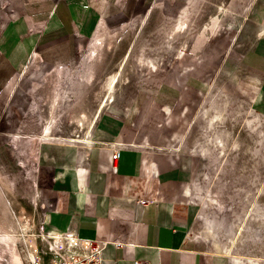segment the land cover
Masks as SVG:
<instances>
[{
    "label": "crops",
    "instance_id": "1",
    "mask_svg": "<svg viewBox=\"0 0 264 264\" xmlns=\"http://www.w3.org/2000/svg\"><path fill=\"white\" fill-rule=\"evenodd\" d=\"M236 1L241 21L234 38L239 53L231 67L234 87L247 96L243 101L264 114V0ZM164 2L0 0L3 141L15 132L29 106L31 82L53 69L68 70L65 67L74 64L96 28H109V19L124 20L122 26L133 19L127 16L146 7L140 18L144 25ZM218 8L219 14L232 17L230 7ZM184 12L171 29L173 39L191 30L192 20ZM184 43L162 62L140 63V73L120 82L80 146L55 144L58 161L40 156L44 163H53L36 197L45 230L102 242L103 264H133L136 259L149 264H264V257L215 252L211 237L197 229V206L190 190L199 157L206 155L198 146V152L190 151L184 141L213 70L209 57L195 56L199 46L188 51ZM124 85L133 90L119 105L115 101ZM211 87L215 83L205 96ZM113 146H120L115 160Z\"/></svg>",
    "mask_w": 264,
    "mask_h": 264
},
{
    "label": "rangeland",
    "instance_id": "2",
    "mask_svg": "<svg viewBox=\"0 0 264 264\" xmlns=\"http://www.w3.org/2000/svg\"><path fill=\"white\" fill-rule=\"evenodd\" d=\"M205 1L200 4V0H165L144 25V19L140 18L146 7L127 16L126 19H133L122 26L124 20L109 19V28H96L74 64L65 67L68 70L53 69L38 82H31L30 103L17 129L5 141L0 137V232L5 230L16 241L22 263L27 264L25 260L30 255L36 259L43 256L46 260L44 252H49L51 245L36 197L40 184L49 176L45 170L53 163H44L40 156H51L53 161H58L55 144H67L74 149L80 146L74 140L84 139L85 127L101 99L104 103L108 96L106 81L123 56L125 63L120 71V82L137 75L152 61L162 62L167 56L172 57L188 35L192 38L185 40L188 51H193L191 47L199 46L206 38L204 44L196 48L199 54L195 56L203 54L212 62L213 74L205 93L211 83L216 85L206 96L204 93L185 133V147L194 152H198L196 146L203 147L204 150H200L206 155L199 157L191 186L193 195L190 196L197 206L195 223L197 228L211 226L217 230L219 238L225 239L233 234L235 224L243 222L245 229L252 232L247 231L242 242L248 243L234 248V252L254 255L252 258L264 257V235L259 241L261 231L256 228L260 218L264 221V114L243 101L247 96L235 89L231 71L239 54L234 48V38L237 23L241 21V13H238L241 6L236 0ZM218 7H230L232 17L225 12L219 14ZM183 10L192 20L191 30L186 37L178 35L173 39L171 29L183 16ZM216 15L220 22L213 25L212 18ZM94 37L99 38L101 44H97V54L90 59L87 54ZM138 59L146 64L141 67ZM132 90L124 85L123 95L115 103L124 105ZM46 127L51 129L50 139L36 141ZM41 141L52 145L41 144ZM205 196L213 197L223 211L201 204L199 197ZM203 202L206 204L207 200ZM251 238L256 241V248L247 245ZM9 257L0 241V264L11 262Z\"/></svg>",
    "mask_w": 264,
    "mask_h": 264
},
{
    "label": "bare ground",
    "instance_id": "3",
    "mask_svg": "<svg viewBox=\"0 0 264 264\" xmlns=\"http://www.w3.org/2000/svg\"><path fill=\"white\" fill-rule=\"evenodd\" d=\"M182 26H183V24H182ZM97 44H101V41L99 40V38L94 37L93 38V42H92V48L90 49V52L88 51L87 58L92 57L90 59H93V57L96 56L97 50H98ZM124 60H125V56L122 57V60L120 61L119 65H118V67L116 69V71H114L112 73V75H110L108 77V79L106 81V92H105V93H108V96L106 97L104 103H103V98L101 99V101H100V103L98 105V108L96 110L95 115L90 119V121L88 122L87 126L85 127V130H84V134L85 135H87L89 133V131H90V129H91V127H92V125H93V123H94L97 115H98V113L100 112V110L104 106V104L107 103L109 100H112L113 99L115 88L119 84V82L121 80V77H122L120 71H122V69H123V66H124V63H125ZM138 60L140 62H142V59H138ZM44 131H42V132H44V135H42L43 136L42 139L51 137V129H49V127H46ZM42 139H40L38 137V139L36 141H40ZM82 140L81 139H75L74 141L79 142V141H82ZM200 149L201 150H204L203 147H201ZM191 190H192V188H191ZM191 190H190V195H193V192ZM205 199L207 200L206 204L203 202V200H205ZM200 200H201V204H204L206 207H212V208H214V209H216L218 211H221V210L223 211L222 205L219 204V203H216V200L213 197H210V196H205L203 198L199 197V200L198 201L200 202ZM213 202H215L216 205H214ZM224 211H225V209H224ZM249 215H250V212H248V215L247 216H249ZM197 218H198V216H197ZM260 219L258 220V221H260L259 224L256 223L257 224L256 226H258L256 228L257 229L259 228L260 229L259 231H261V232H259L260 233L259 234L260 235L259 236V241H260V239H262V236L264 235V231H263L264 230V221L263 220H260ZM248 221H250V220H248ZM242 223L235 224L236 227L234 229L233 234L230 235V236L228 235L225 239L219 238V235L217 233V230H215L211 226H203L202 229L201 228H197V229H199L200 232L204 236L211 237L210 244H211V246H212V248H213V250L215 252L229 254V253H235L234 252V248H237L240 245H243L245 243H248V242H242V240H243L242 238H244L247 235V231H248V230L245 229V225L242 224ZM254 226H255V224H254ZM8 227H9V225H8ZM248 228L251 229L252 226L249 224ZM250 232H252V231H250ZM46 233L49 234L51 241L53 239L56 245H59L60 243L63 242V240L61 238V233H59L57 231H54V230L46 231ZM14 234H16V233H14ZM203 235H202V237H203ZM254 236H255V234H254ZM0 239H1L0 241H1L2 246L4 247V249L6 250V252L10 255L9 258H10V261L11 262H8V263H10V264H24V263H22L23 261H21V258H20L19 254L16 251V241L12 237H10L9 233L2 229V231L0 232ZM248 239H250V238H248ZM251 239L252 240H250V243L247 244V245H250L252 248H256L257 245H254L256 243V241H254L253 238H251ZM35 252L37 253V250ZM29 255H30V253H29ZM252 256H254V255H252ZM30 257L33 258L31 255H30ZM33 259H36V258H33Z\"/></svg>",
    "mask_w": 264,
    "mask_h": 264
},
{
    "label": "built area",
    "instance_id": "4",
    "mask_svg": "<svg viewBox=\"0 0 264 264\" xmlns=\"http://www.w3.org/2000/svg\"><path fill=\"white\" fill-rule=\"evenodd\" d=\"M111 157L115 160L120 151V146H113ZM116 170V166H112ZM47 238L50 239L48 233ZM62 243L56 245L52 239L48 247L49 252H44V256L33 259L26 258L27 264H103L102 249L104 244L94 240L79 238L73 234L61 233ZM51 240V239H50ZM44 259V260H43ZM133 264H149L144 260H133Z\"/></svg>",
    "mask_w": 264,
    "mask_h": 264
}]
</instances>
